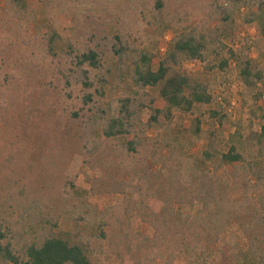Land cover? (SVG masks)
I'll return each mask as SVG.
<instances>
[{"label": "rangeland", "instance_id": "rangeland-1", "mask_svg": "<svg viewBox=\"0 0 264 264\" xmlns=\"http://www.w3.org/2000/svg\"><path fill=\"white\" fill-rule=\"evenodd\" d=\"M155 1L0 0V27H3L0 31L1 41L23 38L26 43L33 45L41 40L44 46L46 35L55 31L59 36L60 55H64L62 49L66 50L70 43L77 52L94 49L100 54L102 70L91 71V80L99 83L98 79H105V96L99 98L94 90L91 91L96 101L92 106L93 111L99 106L107 109V105L121 98L132 99L135 109L138 104H148L153 100V109L160 111V114H156L145 108L138 112L142 126L125 138H104L100 128L102 123L98 122L94 128L87 126V117L83 118L82 114L75 124L73 122L70 125L78 140L69 141L67 149L60 144L58 151H62V157L67 161H70V153H73V160L67 174H59L54 181L58 185L56 194L64 199L47 204V211L50 208L56 214L61 213L54 234L71 246L81 247L93 264H121L118 258L120 251L113 246V239L121 233L165 239L163 246L159 243L154 247V252H150L151 247H148L150 253H139L135 259L121 253L126 258L125 264H252L249 261L248 232L253 229V224L249 221L255 220L259 226L264 223V217L257 212L264 188L263 192L252 196L253 203L247 206L243 215H239V220H220L215 215L216 206L211 205L207 209L204 202L207 198V181L214 187L223 185L232 189L236 183L245 185L250 182L253 186L255 180L252 176L264 172V160L259 158L255 145V137L262 126L260 117L264 114V97L255 99L261 85L258 86L256 80L251 79L250 85L246 86L239 76V64L225 53H221L220 57H210L205 63L192 62L184 56L179 65L171 66L167 79L184 74L192 84L200 82L207 85L213 103L196 108L192 115L186 117L178 112L169 115L168 104L160 97L165 82L156 88L141 91L129 76L120 78L113 69L117 60L112 52L111 40L121 36L130 42L137 41V46L148 47L154 57L153 68L157 70L166 59L169 44L184 29L220 28L222 13L219 5L233 9L237 3L235 0H162L164 9L158 12ZM234 20L233 35L225 42L226 45L238 51L249 49V52L244 50L245 56L264 75V0H246L243 8L235 13ZM223 60L229 64L225 70H220ZM53 84L60 95L55 94L50 100L56 102L62 99L58 110L77 112L85 93L83 87L73 85L64 88L58 76ZM61 88H64V92ZM69 90L72 99L67 97ZM18 93L24 95L21 89ZM16 110L10 112L20 114ZM214 111H221L228 116L226 128L219 127L211 117L210 113ZM10 114L3 115L0 111V214L10 212L6 223L17 230L13 245L22 246L33 242L41 245L48 235L49 227L45 233L33 229L35 225L41 227V203L37 201L34 204L28 200L36 192L35 188L39 189L43 185L41 166H38L41 160L36 156L41 152V147L50 148L51 144L43 141V136H33L40 132L38 130L43 126L41 122H28L24 127L18 122L17 116L14 119V115ZM26 127L33 132L25 135ZM85 132L91 137L89 152H86L81 139ZM237 132L242 142L239 149L246 159L242 165L225 163L221 158L228 152L231 136ZM61 133L67 134L63 130ZM21 139L27 140L26 144L29 143L35 154L30 159L24 157L20 164L14 157L8 161L9 154L22 157L24 150ZM135 139L141 146L136 154H129L127 144ZM205 151L213 154L210 160L204 158ZM30 164L34 165L33 168ZM249 165L254 169L251 172ZM61 167L64 168L62 163ZM160 171L179 177L184 184L180 202L175 199L171 200L173 205L169 204L175 211L174 217L169 220L170 225L188 226L193 222H201V232L206 229L207 220H214L220 227L218 239L210 243L200 239L201 246L197 247L195 254L189 252L190 242L184 235L162 233L165 238H161V234L156 235L145 220L147 214L153 215L159 204L161 206L162 201L155 196L167 195L168 192V188L162 186L156 177ZM161 176L167 179L165 174ZM156 181L158 183L154 184ZM160 185L162 190L158 192ZM24 186L28 188L24 195L27 200L21 206L23 209H20L17 203L23 199L21 192ZM243 195L241 191L231 190L229 202L240 209L245 199ZM82 205L91 208H82ZM92 207H96L97 212ZM102 213L104 216L101 218ZM105 215L109 217L108 220ZM255 216L257 219H254ZM104 217L109 221L106 240L101 238L98 228ZM243 226H247L248 230L245 231ZM135 253L138 252L135 250ZM259 264H264V257Z\"/></svg>", "mask_w": 264, "mask_h": 264}, {"label": "trees", "instance_id": "trees-1", "mask_svg": "<svg viewBox=\"0 0 264 264\" xmlns=\"http://www.w3.org/2000/svg\"><path fill=\"white\" fill-rule=\"evenodd\" d=\"M18 1L14 0V2ZM235 2L237 6L233 9L225 8L223 4L219 5L220 13H222V26L220 28L213 30L209 27L205 30L198 28L191 30L184 29L182 34L169 44L166 59L159 64L157 70L153 68L154 57L148 47L137 46L135 45L137 41L130 42L121 36L114 37L111 39L112 52L117 62L113 69L118 73L120 78L126 75L129 76L134 85L141 91H145L148 88H156L160 83L165 82L160 91V97L168 104L167 113L172 115L173 112H178L186 117L192 115L198 107L210 106L213 103V96L209 92L207 85L200 82L192 84L187 75H178L176 78L168 80L167 76L171 66L179 65L180 59L184 56L192 62L205 63L210 57H220L221 53H225L229 58L239 64V76L246 86L250 85L251 79L256 80L258 86L261 85L255 98L256 100H260L264 97V75L254 68L250 58L245 56L244 50L249 52V49L245 48L243 50L242 48L238 51L228 47L225 43L233 35L235 13L241 10L243 5L246 4V0H235ZM155 7L158 12H161L164 9V2L162 0H156ZM2 28L0 27V31ZM45 38L46 43L44 46L41 45V40L38 43L34 42L33 45L26 43L23 38L18 40L13 38L14 41L10 38L4 39L3 41L0 40V111L3 115L8 113L13 114V118L17 116L18 122H20L21 126L24 125V127L25 123L28 122H41L43 126L38 130L40 132L35 133L33 136H43L45 139L43 141L51 144L50 148L44 149L41 147V152H38L36 156L38 160H41L38 166H41V183L43 185L39 189L35 188L36 192L34 195L31 194V200H28L34 204L37 201L41 203V227L35 225L33 229L45 233L47 227H49L47 231L48 235L41 245L33 242L22 246H15L12 242L16 237L17 230L6 223L8 220L6 217L10 212L0 214V264H93L81 247L71 246L55 236L54 230L58 228L61 213L56 214L57 212L50 208L47 211V204L49 202H56L58 199L61 200L63 198V196L56 194V187L58 185L54 181L59 174H67L74 156L73 153H70V156H72L70 161L65 160L61 155L62 151H58L59 146L63 144L67 149L69 147V141L78 140L76 138V132L70 129V125L73 122L75 124L81 114L83 118L87 117V126L89 125L94 128L100 122L102 123L100 127L101 135L106 139H115L129 137L134 130L142 126L138 115V112L142 109L148 108L156 114H160V111L153 109V100L149 101L148 104L140 103L135 109L133 106L134 102L130 98H121L115 103L107 105V109L99 106L93 111L92 106L96 104V101L91 91L94 90L99 98L105 96V79H98L99 83L91 80V71L102 70L100 54L94 49L77 52L70 43L66 50L62 49L64 52L62 56L58 52V48L60 47L58 46L59 36L57 33L52 31ZM38 46H40V49H37ZM41 47H43L42 50ZM228 64L227 61L223 60L219 66L220 70H225ZM57 76L60 77V83L64 85V88L81 85L85 90L81 98L82 105L77 112H73L72 110H63L60 112L58 106L62 99L56 102L50 100L55 94L60 95L57 92V87L53 84V80ZM64 88H61L62 92H64ZM20 89L23 90L24 95H19L18 91ZM71 95V90H69L67 97L72 99ZM48 100L51 102H48ZM13 109L20 111V114L10 112ZM34 111H37V113L35 114ZM86 111L89 112V116ZM23 114L24 118H22ZM210 115L219 127L226 128L228 116L221 113V111L211 112ZM260 118L262 120V126L260 132L255 137V145L259 158L264 160V114ZM23 119H25L24 124ZM198 124L200 125L199 122ZM62 130L67 134H62ZM30 131L29 127H26L24 134H30ZM90 138L87 132L81 138L86 152H89L88 146L91 142ZM135 140L127 144L129 154H136L138 148L141 146V143L137 139ZM26 142L27 140L20 142L23 144L21 147L24 150L22 151V157L9 154L10 159L8 161L14 157L19 160L16 162L20 164L24 157L30 159L35 154L28 145L29 143L26 144ZM240 145H242L241 136L237 132L231 136L230 147L228 152L222 155V161L229 164H244L246 159L239 149ZM203 156L206 160H210L213 154L210 151H205ZM61 163L64 168L61 167ZM33 166V164H30V167L33 168ZM252 170H254L252 165H249V172ZM164 174L167 179L161 176ZM257 174V176H252L255 180L253 186L250 185V182L245 185L236 183L233 189L223 185L214 187L213 184L207 181L205 187L207 191V198L205 197L204 202L205 206L207 209L211 205L216 206L215 215L219 216L220 220L224 222H228L230 219L239 220V215H243L247 210V206H251L253 203L251 202L252 196L263 192L264 172L260 171ZM156 177L160 184L162 183V186L164 185L168 188V192L167 195L158 194L155 196L160 198L162 203L161 206L159 204L153 215H144L146 222H149L151 227H153L155 234L158 235L159 233V236L161 234V238H165L162 233L168 235L175 234V236L178 234L184 235L186 239H189L190 244L188 247L190 248L189 252H192V254H195L197 247L201 246L200 239L203 241L206 240L209 243L212 240H217L220 227L216 225L217 223H214V220H207L208 225L201 232L199 231V228L203 227L201 222H193L188 224V226L185 224L178 226L169 224V220L175 214L174 209L170 206L173 205L171 200L179 199L180 202L184 184L179 177L168 175L162 171ZM157 183L158 181L154 184ZM161 185L158 192L162 190ZM235 189L241 191L244 194L243 198H245L240 209L238 208L239 210L229 202V194L231 190L233 191ZM27 190L28 188L26 186L22 189L21 197L23 199L17 203V207L20 209H23L21 206L27 200L24 196L28 192ZM259 199L257 212L264 217V195L262 196L260 194ZM85 207L91 208L88 206L82 208ZM92 209L97 212L96 207H92ZM44 210L46 211L43 214ZM103 216V213L100 214L101 218ZM106 217L101 219V224L98 226L103 240L108 239L106 236V228L109 226V221H106ZM254 219H257L256 216ZM77 220L75 219V221ZM249 222L253 224V229L248 232L250 237L248 251L251 257L249 261L252 264H259L264 257V223L259 226V223L255 220L251 221L250 219ZM247 223L248 221H246ZM246 228L247 226H243L245 231L248 230ZM195 231H198V233H195ZM116 236L113 239L114 249L120 251V255L122 253L134 259L139 253L154 252L156 250L154 247L159 245V243L160 246H163V241H165V239H153L144 235H138L139 237L136 235L133 236L129 233H121L120 236ZM148 247H151L150 252L147 250ZM135 250L138 253H135ZM184 254L188 255L187 253ZM120 255L118 257L120 263L125 264L126 258Z\"/></svg>", "mask_w": 264, "mask_h": 264}]
</instances>
